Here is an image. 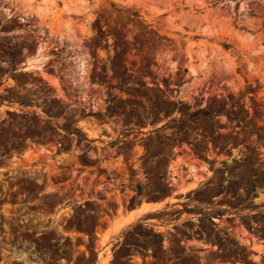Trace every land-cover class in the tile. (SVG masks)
<instances>
[{"label":"rangeland","instance_id":"374dc122","mask_svg":"<svg viewBox=\"0 0 264 264\" xmlns=\"http://www.w3.org/2000/svg\"><path fill=\"white\" fill-rule=\"evenodd\" d=\"M98 260L264 264V0H0V264Z\"/></svg>","mask_w":264,"mask_h":264},{"label":"crops","instance_id":"0c3cea01","mask_svg":"<svg viewBox=\"0 0 264 264\" xmlns=\"http://www.w3.org/2000/svg\"><path fill=\"white\" fill-rule=\"evenodd\" d=\"M195 186L188 187L185 191L193 192L195 190ZM177 199L173 197H160V198H150L141 200L139 204L134 205L132 207L125 208L122 214H120V210L117 209L111 217L109 216L110 222H116L119 220V230L123 229L127 225L143 219L145 216H151L155 213H158L164 209L172 207L177 204ZM121 216V217H120ZM105 224L101 226L104 229ZM158 231V230H157ZM119 232V231H118ZM117 234L116 229L111 233L110 236ZM96 264H104L102 261L98 260Z\"/></svg>","mask_w":264,"mask_h":264},{"label":"trees","instance_id":"16d2710c","mask_svg":"<svg viewBox=\"0 0 264 264\" xmlns=\"http://www.w3.org/2000/svg\"><path fill=\"white\" fill-rule=\"evenodd\" d=\"M200 111H205V110H202V109H201V110H199L198 112H200Z\"/></svg>","mask_w":264,"mask_h":264}]
</instances>
